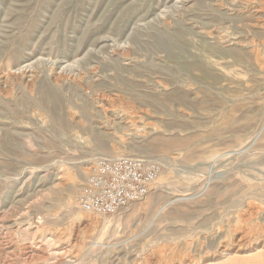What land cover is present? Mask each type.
<instances>
[{"label":"rangeland","instance_id":"1","mask_svg":"<svg viewBox=\"0 0 264 264\" xmlns=\"http://www.w3.org/2000/svg\"><path fill=\"white\" fill-rule=\"evenodd\" d=\"M0 264H264V0H0Z\"/></svg>","mask_w":264,"mask_h":264},{"label":"built area","instance_id":"2","mask_svg":"<svg viewBox=\"0 0 264 264\" xmlns=\"http://www.w3.org/2000/svg\"><path fill=\"white\" fill-rule=\"evenodd\" d=\"M155 178L154 169L144 170L137 159L99 158L82 186L80 204L88 213L113 215L141 201Z\"/></svg>","mask_w":264,"mask_h":264},{"label":"bare ground","instance_id":"3","mask_svg":"<svg viewBox=\"0 0 264 264\" xmlns=\"http://www.w3.org/2000/svg\"><path fill=\"white\" fill-rule=\"evenodd\" d=\"M24 68H27V66L26 67H22L20 70H22V69H24ZM23 71V70H22ZM3 79L4 80H6V79H8V77L7 76H3ZM118 156H115V157H110V158H117Z\"/></svg>","mask_w":264,"mask_h":264}]
</instances>
